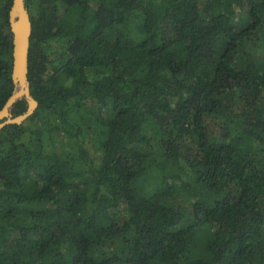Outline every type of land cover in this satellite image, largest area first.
<instances>
[{
    "label": "trees",
    "instance_id": "1",
    "mask_svg": "<svg viewBox=\"0 0 264 264\" xmlns=\"http://www.w3.org/2000/svg\"><path fill=\"white\" fill-rule=\"evenodd\" d=\"M26 5L39 106L0 131V264H264V0Z\"/></svg>",
    "mask_w": 264,
    "mask_h": 264
},
{
    "label": "water",
    "instance_id": "2",
    "mask_svg": "<svg viewBox=\"0 0 264 264\" xmlns=\"http://www.w3.org/2000/svg\"><path fill=\"white\" fill-rule=\"evenodd\" d=\"M9 23L13 35L12 79L15 88L5 105L0 109V131L10 124H21L38 108L39 101L32 95L29 73V53L32 35V19L26 0H13L9 12ZM25 98L27 110L15 116L11 109L15 102Z\"/></svg>",
    "mask_w": 264,
    "mask_h": 264
}]
</instances>
